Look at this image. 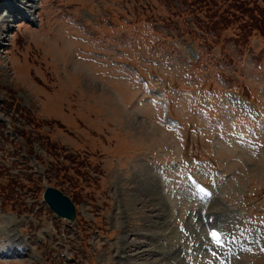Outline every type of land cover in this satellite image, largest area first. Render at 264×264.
Returning <instances> with one entry per match:
<instances>
[{
  "label": "rangeland",
  "instance_id": "obj_1",
  "mask_svg": "<svg viewBox=\"0 0 264 264\" xmlns=\"http://www.w3.org/2000/svg\"><path fill=\"white\" fill-rule=\"evenodd\" d=\"M259 6L39 0L30 19L0 11V264H264ZM47 186L73 198L75 223L43 201ZM210 205L216 225L244 233L239 251L210 243ZM16 235L29 254L10 255Z\"/></svg>",
  "mask_w": 264,
  "mask_h": 264
},
{
  "label": "water",
  "instance_id": "obj_2",
  "mask_svg": "<svg viewBox=\"0 0 264 264\" xmlns=\"http://www.w3.org/2000/svg\"><path fill=\"white\" fill-rule=\"evenodd\" d=\"M43 199L56 215L70 221H75L77 216L76 206L72 199L62 190L53 186H47L43 192Z\"/></svg>",
  "mask_w": 264,
  "mask_h": 264
},
{
  "label": "bare ground",
  "instance_id": "obj_3",
  "mask_svg": "<svg viewBox=\"0 0 264 264\" xmlns=\"http://www.w3.org/2000/svg\"><path fill=\"white\" fill-rule=\"evenodd\" d=\"M0 1H2V0H0ZM5 1H7L8 2V4H7V6H4L0 11H2V10H4V9H9V11H11V9H18L19 8V10L21 9V10H23V14L26 16V17H29V19H30V16L36 11L35 9H36V7H37V2H39V0H5ZM10 2V3H9ZM18 3H20L21 5H22V7L21 6H18L17 4ZM7 12V11H6ZM20 14V13H19ZM22 15V14H21ZM8 16V15H7ZM32 21H34V18H32L31 19ZM237 101L239 102V103H241L242 102V100L241 99H237ZM208 199V198H207ZM212 201V200H211ZM219 222V221H218ZM222 225V224H221ZM220 227V226H219ZM223 227V226H222ZM235 230H233V232L232 233H235L234 232ZM16 236H18V235H16ZM14 237V236H13ZM227 237H228V235H227ZM226 237V239H224V245L223 246H227L226 245V243H229V241L231 242L232 241V243H230V244H235V245H237L238 244V237H237V234L236 235H229V238H227ZM229 239V240H228ZM13 242H15V239H13ZM17 243V242H16ZM20 244V242H18L17 243V245H19ZM21 246V245H20ZM214 246H216V245H214ZM15 247V246H14ZM18 248V247H17ZM219 248V247H218ZM232 248V247H231ZM10 249V248H9ZM22 250V252L20 253V255L21 256H24V255H26V252L23 250V249H21ZM6 254V253H5ZM29 254V253H28ZM26 257V256H25ZM225 261H223V262H221L220 264H226V263H224Z\"/></svg>",
  "mask_w": 264,
  "mask_h": 264
},
{
  "label": "trees",
  "instance_id": "obj_4",
  "mask_svg": "<svg viewBox=\"0 0 264 264\" xmlns=\"http://www.w3.org/2000/svg\"><path fill=\"white\" fill-rule=\"evenodd\" d=\"M248 4L250 5V2H248ZM256 4H258V3H256ZM256 10H258V13H259V15L260 16H262L263 18H264V6H259L258 8H256ZM257 28L259 29V30H261L263 33H264V30L260 27V26H257ZM32 132V131H31ZM26 135H28V134H26ZM29 136V135H28ZM28 139H30V140H32L31 139V137H29ZM49 144H50V142H49ZM51 146H54V145H51ZM65 169V168H64Z\"/></svg>",
  "mask_w": 264,
  "mask_h": 264
},
{
  "label": "snow or ice",
  "instance_id": "obj_5",
  "mask_svg": "<svg viewBox=\"0 0 264 264\" xmlns=\"http://www.w3.org/2000/svg\"><path fill=\"white\" fill-rule=\"evenodd\" d=\"M210 235L213 238L214 242L220 241V233H218L217 231H215V230L211 231Z\"/></svg>",
  "mask_w": 264,
  "mask_h": 264
}]
</instances>
